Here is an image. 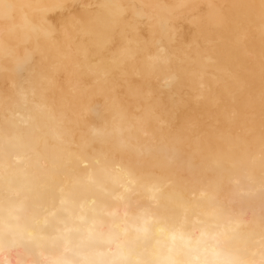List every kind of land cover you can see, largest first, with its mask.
Here are the masks:
<instances>
[{
    "label": "bare ground",
    "instance_id": "1",
    "mask_svg": "<svg viewBox=\"0 0 264 264\" xmlns=\"http://www.w3.org/2000/svg\"><path fill=\"white\" fill-rule=\"evenodd\" d=\"M0 264H264V0H0Z\"/></svg>",
    "mask_w": 264,
    "mask_h": 264
}]
</instances>
